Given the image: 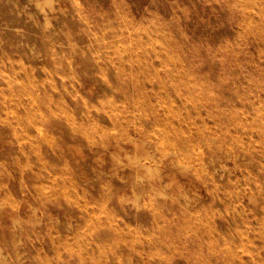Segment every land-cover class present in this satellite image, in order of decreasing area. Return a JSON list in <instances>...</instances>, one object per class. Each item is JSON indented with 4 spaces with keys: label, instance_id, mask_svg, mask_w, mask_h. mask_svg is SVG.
<instances>
[{
    "label": "rangeland",
    "instance_id": "374dc122",
    "mask_svg": "<svg viewBox=\"0 0 264 264\" xmlns=\"http://www.w3.org/2000/svg\"><path fill=\"white\" fill-rule=\"evenodd\" d=\"M0 264H264V0H0Z\"/></svg>",
    "mask_w": 264,
    "mask_h": 264
},
{
    "label": "bare ground",
    "instance_id": "6f19581e",
    "mask_svg": "<svg viewBox=\"0 0 264 264\" xmlns=\"http://www.w3.org/2000/svg\"><path fill=\"white\" fill-rule=\"evenodd\" d=\"M154 48V47H153ZM143 56V55H142ZM195 128V127H194ZM141 154V153H140ZM139 156V155H138ZM137 155L135 156L136 157V159H138L139 157H138ZM141 156V155H140ZM138 157V158H137ZM138 161V160H137ZM139 161H140V158H139ZM139 165H140V163H139ZM225 165V164H224ZM153 174V173H152ZM259 189V188H258Z\"/></svg>",
    "mask_w": 264,
    "mask_h": 264
}]
</instances>
